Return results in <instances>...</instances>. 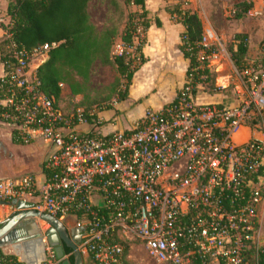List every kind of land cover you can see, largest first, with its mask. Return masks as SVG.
Wrapping results in <instances>:
<instances>
[{"label":"built area","instance_id":"obj_1","mask_svg":"<svg viewBox=\"0 0 264 264\" xmlns=\"http://www.w3.org/2000/svg\"><path fill=\"white\" fill-rule=\"evenodd\" d=\"M8 24L0 18V122L15 143L40 141L49 150L42 180H0L1 203L21 201L61 222L72 218L78 250L92 264H126L131 250L146 252L152 264H257L264 247V138L257 130L264 124V57L234 70L231 105L197 104L195 76L210 71L218 43L206 29L197 66L175 100L146 109L132 130L103 132L97 113L64 112L40 92L31 65L55 44L27 50ZM37 224L44 240L50 227ZM43 251L44 264L61 263L47 243Z\"/></svg>","mask_w":264,"mask_h":264},{"label":"trees","instance_id":"obj_2","mask_svg":"<svg viewBox=\"0 0 264 264\" xmlns=\"http://www.w3.org/2000/svg\"><path fill=\"white\" fill-rule=\"evenodd\" d=\"M148 0H124L126 6H135L140 9V14L130 16L140 19L139 27L126 24L121 34V42L125 49L121 56H113L111 49L118 35L116 28L104 29L100 32L90 23L87 12L90 0H7L6 15L9 28L14 40L23 48L33 50L45 44H55L47 53L46 60L37 67L36 74L40 82V92L59 103L62 88L67 87L70 95L82 96L85 94L90 80L93 65L98 62L101 66H114L117 74L126 81V87L120 91L117 87L111 89V94H116L118 101H123L127 96V88L131 83L133 74L138 70L144 60L141 55V46L134 47L133 40L137 36L138 29L144 31L150 26L148 12L145 3ZM171 6L164 11L180 24L184 31L181 34L179 50L184 59L188 61L186 75L191 68L197 66V43L202 36V25L198 16L188 9L183 8L181 0H174ZM187 2V0H185ZM116 5L115 0H110ZM251 8V4L239 3L234 5L235 19H241ZM159 27L160 23L155 22ZM234 39L238 41L236 48L231 50V60L238 70L245 66L247 52L246 36L236 34ZM5 42L0 43V51L4 50ZM134 61L138 66L131 69ZM209 74L207 69L199 70L195 76L197 83L200 78ZM106 99H109L107 97ZM111 110V106L99 108L97 112ZM89 109L84 110L87 114ZM95 112V113H97ZM96 116V115H95ZM94 116V118H95ZM262 253L257 255V264H264V247ZM72 252L64 247V256L73 264ZM0 261L4 264H23L16 256L4 254L0 248ZM127 264V263H126Z\"/></svg>","mask_w":264,"mask_h":264},{"label":"rangeland","instance_id":"obj_3","mask_svg":"<svg viewBox=\"0 0 264 264\" xmlns=\"http://www.w3.org/2000/svg\"><path fill=\"white\" fill-rule=\"evenodd\" d=\"M116 5L111 4L110 0H90L88 4V15L90 23L93 25L103 24V29L116 28L125 29L126 24L134 27L141 26L140 19L130 17L140 14V9L134 6H126L124 0H115ZM247 0H181L179 3L183 4L184 9L194 12L202 25V32L206 29H211L217 39L218 43L213 47L215 58H211L209 62V74L203 77V80L198 83V87L194 90L193 98L197 104L204 103H222L229 102L233 97L232 86L235 82V72L238 71L231 60V50L236 48L238 41L234 39L236 34L246 36L247 52L245 55L246 66L256 67L260 60L264 57V1L256 0L251 4V14L248 12L243 14L241 19H235L234 5L239 3H246ZM175 3L174 0H165L164 9ZM259 10L257 15L254 14L252 8ZM3 11H0V18L5 16ZM172 24L177 25L175 19H172ZM93 25V26H94ZM137 42V41H136ZM142 45V38L139 37L138 43ZM113 45L111 54L117 56L116 48ZM130 53V49H124ZM229 57V59H228ZM230 60V61H229ZM39 64V62L37 63ZM35 65V64H34ZM138 66V61H134L131 69ZM120 91L126 87V81L120 77L114 66H101L96 62L91 70L90 80L86 87L87 100L83 101L82 96H72L67 87L64 88L59 105L64 112H69L72 108L97 112L99 108H106L118 101L116 94H111V89L116 86V82ZM227 83H226V82ZM226 84L225 87L222 86ZM222 86V87H221ZM109 97V99H106ZM98 114V112H97ZM101 123H106L100 117ZM1 123V122H0ZM3 124V123H2ZM1 125V124H0ZM84 129V128H82ZM7 132V129H2ZM260 134L259 138H264V124H261L257 129ZM101 131L107 132L109 128H104ZM36 149L39 153L42 152V142L37 141ZM10 162V160H7ZM14 165L7 167V162H4L8 171H19L25 174H33L31 170L34 166H25L21 160L14 161ZM18 172V173H19ZM258 217L259 225V244L264 246V196L261 202ZM40 245L46 246L44 239ZM67 258V257H66ZM61 264V263H59ZM83 264H92L89 259L83 258ZM127 264H152L146 252L138 250H131L130 260Z\"/></svg>","mask_w":264,"mask_h":264},{"label":"crops","instance_id":"obj_4","mask_svg":"<svg viewBox=\"0 0 264 264\" xmlns=\"http://www.w3.org/2000/svg\"><path fill=\"white\" fill-rule=\"evenodd\" d=\"M164 5L165 0H148L145 3L150 26L144 31L138 29L137 36L133 40L134 47L141 46V55L144 62L133 74L131 83L127 88L126 98L123 101H116L112 104L111 110L98 112L99 118L101 117L106 122L101 123V129L109 128L108 132L132 130L134 124L143 116L146 109H162L165 105L175 100L182 88L188 66V61L184 59L179 50L181 34L184 29L178 23L177 25L172 24V19L164 11ZM6 8L7 0H0V11L4 12L2 15L5 18H7ZM156 21L160 23L159 27L156 26ZM94 27L100 32L104 26L99 23V25H94ZM122 32L123 29L117 30L118 35L114 42V47L117 50L123 47L120 39ZM139 37L142 38V45L137 44ZM46 58L33 61L31 68L36 69ZM38 62L39 64H37ZM222 86L225 87L226 84H222ZM64 88H62V92ZM231 103L232 98L229 99V102L204 104L228 106ZM0 124V180L25 175V173L19 171H8L7 167L11 164L14 165L16 163L14 161L17 160H21L24 167L34 166L31 170L33 172L31 175L37 176L39 180H42V165L49 150L48 146L42 143L43 149L41 153L36 149L37 141L21 146L13 141L10 128L2 123ZM2 129H7V132ZM7 160H10V162ZM4 162H7V167ZM16 210V206H6L0 202V222ZM62 222L68 229H71L72 218H66ZM29 244H5L0 248L4 254L16 256L23 264H44L45 254L42 245L41 247L38 245L30 248ZM17 246L22 249L18 250ZM25 249L28 252H25Z\"/></svg>","mask_w":264,"mask_h":264},{"label":"water","instance_id":"obj_5","mask_svg":"<svg viewBox=\"0 0 264 264\" xmlns=\"http://www.w3.org/2000/svg\"><path fill=\"white\" fill-rule=\"evenodd\" d=\"M6 206H16V211L0 222V247L5 244H26L43 241L39 232L38 222L46 223L49 229L45 231L46 243L54 249L61 264H71L64 256V247L72 252L73 264H83V257L78 250L80 232L68 229L60 220L47 214L31 210V206L21 201H13ZM43 247V245H42Z\"/></svg>","mask_w":264,"mask_h":264},{"label":"bare ground","instance_id":"obj_6","mask_svg":"<svg viewBox=\"0 0 264 264\" xmlns=\"http://www.w3.org/2000/svg\"><path fill=\"white\" fill-rule=\"evenodd\" d=\"M38 245H40V242H38V241L35 242V243L29 244L30 248H31V246L37 247ZM40 247H41V245H40ZM17 248H18V250H21L22 249L20 246H17ZM25 252H28V250L25 249ZM31 252H32V250H31ZM27 254H29V253H27Z\"/></svg>","mask_w":264,"mask_h":264}]
</instances>
